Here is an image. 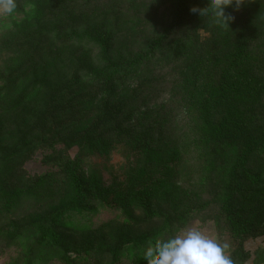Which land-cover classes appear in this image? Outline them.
I'll return each instance as SVG.
<instances>
[{
	"label": "trees",
	"instance_id": "16d2710c",
	"mask_svg": "<svg viewBox=\"0 0 264 264\" xmlns=\"http://www.w3.org/2000/svg\"><path fill=\"white\" fill-rule=\"evenodd\" d=\"M62 1L71 7L77 0ZM201 1L173 0L171 8L175 20L170 27L154 34L140 52L119 59L104 37L72 23L46 20L33 2L16 0L15 14L2 21L0 57L4 66L0 72V120L19 107L26 110L28 104L41 96L44 87L50 96L47 102L51 104V113L47 117L40 114L37 122L23 120L24 125L33 127H28V133H21V141L0 146V159L17 156L19 149L26 152L31 138L47 134L49 130L60 137L57 142L61 140L68 149L77 146L87 152L97 145L105 147L106 140L119 132L131 147L136 146L139 152L146 147L149 154L145 169L135 180L138 187L151 194L167 196L174 193L171 185L179 177L193 176V162L200 161L196 186L213 195L209 203L208 199H201L200 207L204 212L215 209L211 219L218 237L221 241L228 237L234 246L231 259L234 264H244L251 256L245 249L246 243L257 238L264 240V0H246L240 16L244 28L236 19L239 17H232L229 8L225 11L226 16L232 17L229 27L216 23L212 15L202 17L200 11L205 3ZM192 8L198 11L193 13ZM196 19L203 21L212 39L191 53H188L189 48L183 47L172 50L176 61L171 67H165L163 60L170 56L175 36ZM239 26L246 33L240 38L237 36ZM82 50H91L97 57L94 59L92 55V64L77 70L68 80L53 83L48 78L49 86H45L38 78L45 52L50 51L52 63L59 66L61 61ZM218 62L225 63L226 68L221 80L215 82L206 66L211 64L209 68L213 69ZM213 73L218 75L216 70ZM180 79L196 88L191 103L198 105V123L190 124L191 114L182 103L184 98L163 101L166 94L171 95L179 83L182 84ZM168 109L173 110L174 115L168 114ZM65 113L69 114L66 115L68 120L61 124L56 115ZM184 121L189 124L186 131L179 134L177 126ZM83 122L88 123L89 128L77 131L80 124L85 126ZM61 130V134L57 133ZM206 147L215 158L213 168L212 164L208 168L204 165ZM191 151L195 153L188 159ZM199 152L203 156L198 157ZM66 157H59L62 163L66 162L64 170L68 173L63 205L42 219L35 229L47 233L41 238L48 243L39 244L38 234L31 246L22 241L23 233L14 236L16 244L12 245L28 246V256H34L35 260L72 262L68 252H64L68 250L67 242L62 240L59 230L68 232L71 227L83 230L91 225L89 215L95 212L90 201V186L79 169L80 157L73 160ZM51 161L44 160L46 165ZM194 212L200 213L199 210ZM195 216L185 213L166 218L161 229L146 235L122 254L116 253L110 264H124V256L133 258L130 264H146L144 252L150 243L172 235ZM81 256L92 258L90 251Z\"/></svg>",
	"mask_w": 264,
	"mask_h": 264
},
{
	"label": "rangeland",
	"instance_id": "374dc122",
	"mask_svg": "<svg viewBox=\"0 0 264 264\" xmlns=\"http://www.w3.org/2000/svg\"><path fill=\"white\" fill-rule=\"evenodd\" d=\"M54 1L26 0L40 8L46 20L66 25L72 23L79 29L104 37L119 59H126L140 52L154 34L164 31L175 20L171 8L173 0H77L71 7L66 3L63 4L62 0L53 4ZM203 2L201 1V4H204L200 11L201 16L209 18L211 13L204 15L203 13L210 10L211 5L208 0ZM228 8L232 17L234 15L239 17L236 19L244 28L240 16L241 9L245 7L236 9L233 4ZM7 17L0 15V38L3 33L2 21ZM197 20L192 21L185 30H181L179 35L175 36L176 42L170 49V56L163 60L165 67H171L176 61L177 56L172 50L183 47L189 48L188 53H191L212 39L211 33L204 28L203 21ZM238 29V38L246 34L244 29L240 30V26ZM180 43L183 44L179 46ZM50 55L52 56L50 51L44 53L38 69L40 73L38 78L42 79L45 86H49L48 78L53 83L68 80L77 70L92 64V55L94 59L97 57V53L94 54L91 50L77 51L74 52L73 57L61 61L59 67L52 63ZM210 65L206 66L210 77L215 82L220 81L221 73L226 68L225 63L218 62L217 67L213 69L209 68ZM3 66V58L0 57V72ZM211 70H216L218 75L215 76ZM178 81L182 84L179 83L171 95L166 94L163 101L166 103L167 98L172 100L184 98L182 103L189 108L191 114L190 124L198 123V105L196 102L191 103L196 88L186 84L184 79ZM46 90V87L42 89L41 96L43 94L44 96L41 101L40 96L34 103L28 104L33 110L19 107L18 111L14 110L1 118L0 146L6 143L10 145L18 139L21 141V133L25 131L28 133V127H33L30 124L24 125L23 120L37 122L40 114H46L47 117L51 113V104L47 102L50 96ZM163 101L160 105L162 110ZM169 113L174 115L171 109H168ZM66 115L69 116L65 113V115H56V118L58 116L60 123L64 124L68 120ZM163 117H161L162 121ZM188 124V121L180 123L177 126L178 133L186 131ZM83 125L85 126L81 124L77 126V131L88 129L90 126L86 122H83ZM167 129L171 131L172 127ZM49 131L46 132L47 134H38L31 138L29 140L31 146L30 148L27 146L26 152L19 149L17 156L0 159V264H65L57 259L54 262L35 260L34 256H28L30 250L28 246L22 245L17 248L12 245L16 244L13 242L14 236L19 233L24 234L22 241L30 243L29 246L34 243L35 234L41 239L39 244L48 243L47 240L44 242L42 240L47 233L35 229L42 219L49 217L63 205L61 201L68 173L64 170L66 162L62 163V158H59L61 155L67 156V160L80 157L79 169L84 181L90 186L89 193L92 194L90 201L95 209L94 214L89 215L91 225L85 229L75 230L71 227L68 228V232H63L64 229L59 230L62 240L67 242L68 250L64 252H68V258L72 260V262L69 260V264H110L112 256L116 253L122 254L146 235L161 229L165 225L166 218L185 213H194L196 216L188 225H183L181 228L186 226L200 228L219 243L227 244V255L232 258L234 246L228 237H224L223 241L220 240L216 225L211 219L215 209L204 212L200 207L201 199L203 201L208 199L209 203L213 197L212 193L211 196L207 194L205 188L196 186L200 161L193 162V176H181L171 185V189H174L172 195L151 194L149 190L139 188L135 181L146 167L145 159L149 156L146 147L139 152L136 146L131 147L130 142L123 141L118 132L111 139L106 140L107 145L103 148L97 145L96 148H91L90 152L82 151L77 146L68 149L61 140L57 142L60 137ZM57 133L61 134L62 130ZM206 150L207 163L204 158V165L208 168L212 164L211 168H213L215 158L208 147L205 152ZM194 153L195 151H191L187 158L191 159ZM200 156L203 155L199 152L198 157ZM48 158L52 161L46 165L44 160ZM113 204L116 206L112 207ZM194 210H199L200 213ZM154 215L155 218L152 219ZM245 249L251 256L244 264H264L262 238L250 240L246 243ZM87 251L91 252L92 258L81 256ZM43 253L45 254V251ZM122 258L124 264L133 261L130 256Z\"/></svg>",
	"mask_w": 264,
	"mask_h": 264
},
{
	"label": "clouds",
	"instance_id": "9594fccd",
	"mask_svg": "<svg viewBox=\"0 0 264 264\" xmlns=\"http://www.w3.org/2000/svg\"><path fill=\"white\" fill-rule=\"evenodd\" d=\"M210 10L216 23L229 27L231 16L225 15V9L233 4L241 8L246 0H208ZM17 10L16 0H0V15L12 16ZM191 11L196 13L197 8ZM228 245L221 244L208 236L200 228L186 226L172 235L150 243L144 252L146 264H234L227 255Z\"/></svg>",
	"mask_w": 264,
	"mask_h": 264
}]
</instances>
